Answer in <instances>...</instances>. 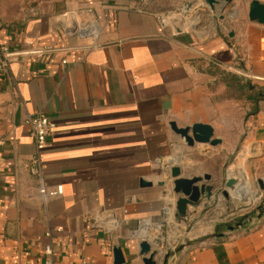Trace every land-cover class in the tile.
<instances>
[{"label":"crops","instance_id":"0c3cea01","mask_svg":"<svg viewBox=\"0 0 264 264\" xmlns=\"http://www.w3.org/2000/svg\"><path fill=\"white\" fill-rule=\"evenodd\" d=\"M188 1L192 27L162 21ZM216 1L0 0V44L14 52L0 76V264H44L51 243L54 264H115L116 247L124 264H145L138 219L162 221L167 205L178 216L172 167L186 176L171 123L211 125L222 150L243 139L264 163V98L253 100L264 94V25L249 18L264 0ZM35 112L56 124L43 176L64 193L47 205L28 169ZM113 215L120 227L93 226ZM219 233L166 264H264V213Z\"/></svg>","mask_w":264,"mask_h":264},{"label":"rangeland","instance_id":"374dc122","mask_svg":"<svg viewBox=\"0 0 264 264\" xmlns=\"http://www.w3.org/2000/svg\"><path fill=\"white\" fill-rule=\"evenodd\" d=\"M153 1L160 2L162 0ZM160 4H158L159 7ZM182 5V7L185 5L195 6V3L188 1L183 2ZM151 7L153 10L159 11L156 6ZM181 9L171 8L169 10L171 14L167 15V18H173L175 13H179ZM170 26L173 25L170 24ZM222 146L224 145L189 147L183 140L177 144L173 156H179L182 159L180 166L184 167L185 175L191 178L203 176L206 173L211 174L210 184L214 189L211 199L205 206H201L198 212L191 215V221L183 225L184 228L180 229V234L175 230H168L170 239L166 235L162 243V248L167 256H172L181 248L188 247L193 243L198 245L207 237H216L219 233L218 227H222L221 229L224 231L227 226L235 224L243 217L247 218L254 212L257 215L259 209H264V198L253 203L254 198L251 196L252 191L262 192L264 195V189L262 190L259 183V180H262L264 186V163L259 159H254V155H257L252 152L251 145H248L246 141L244 143L243 139L232 153L230 150H222ZM176 165L178 166V164ZM230 178L235 179L236 183L232 187H227L226 183ZM202 245L204 244L202 243Z\"/></svg>","mask_w":264,"mask_h":264},{"label":"built area","instance_id":"2783aa9c","mask_svg":"<svg viewBox=\"0 0 264 264\" xmlns=\"http://www.w3.org/2000/svg\"><path fill=\"white\" fill-rule=\"evenodd\" d=\"M195 10L196 8L194 6L185 5L184 7H182L179 13H175L174 17L171 18L172 20L167 18L168 17L167 15L171 14L169 13L163 16L162 21L168 24L169 20H171L172 23L169 24L173 25L172 27L175 30L184 28V26L187 25V23H189V27H192L194 24L193 14L196 12ZM91 12L92 11H89V13ZM97 33H98V27H96V29L93 30L92 36H96ZM13 54L14 52L12 51V48L9 45L0 44V76L7 73L10 70L11 57ZM26 123L30 127L31 136L34 140L36 147V154L33 156L32 160L30 161L28 169L33 175L38 176L39 195L44 205H47L51 199L60 197L64 193L63 186L61 185L49 189L45 183L43 176L42 151L47 143L48 138L56 129V124L53 121H51L47 115L40 112L28 114L26 118ZM1 144H3V142H1ZM170 160H171L170 162L173 164V157H171ZM251 196L252 198H254L253 203L260 201L264 198L263 193L258 191L256 192L252 191ZM210 199L211 198H209L208 200ZM208 200L202 198L200 204L193 207V210L191 212L187 211V214L184 217H178L175 213V207L172 205H167L164 208V215L162 221L156 222L154 219L150 217H143L138 219V234L141 237L142 241H147L151 245L152 249L157 250L158 253L156 257L157 258L159 257V259H156L155 257V261L157 264L163 262V260L167 256V253L162 248L163 245L162 243L164 242L166 235L167 238L170 239L169 237L170 232H168V230L169 229L175 230V232L179 233L180 229L184 228L183 225H186L187 222L191 221L192 219V218L190 219L191 215L193 213L198 212L201 206H205ZM124 214H127V210H124ZM123 221H124L123 218L122 220H119L117 216L114 215L112 221L110 220L105 221L103 220V218L98 216L94 218L93 226H95L97 230H106L109 227H113V228L120 227ZM47 237L49 238L52 237L51 231H48ZM186 248L187 247L185 246L184 248H181V250H184ZM177 253H175L173 256H175ZM44 255L46 256V260L44 261V264H54V258H53L54 253H53L52 243L45 247ZM171 257L172 256L170 255L168 256L169 259ZM172 259H174V257H172ZM83 264H88V262L84 261Z\"/></svg>","mask_w":264,"mask_h":264},{"label":"water","instance_id":"95a60500","mask_svg":"<svg viewBox=\"0 0 264 264\" xmlns=\"http://www.w3.org/2000/svg\"><path fill=\"white\" fill-rule=\"evenodd\" d=\"M232 0H224V2H231ZM206 2L215 9V4H222L221 1L216 0H206ZM249 18L253 22H258L264 25V3L258 1H252L250 4ZM171 127L175 134L189 147H194L196 145H210L211 147H218L222 145L223 141L215 136L214 128L208 124H194L191 127L179 128L175 123H171ZM171 178L173 184V192L180 196L177 201L176 208L178 211V216L184 217L187 214L189 205L199 204L204 196L211 197L214 187L210 184L212 181V175L206 173L203 176L186 177L182 173V169L178 166H174L171 169ZM236 183L235 179L230 178L226 183L227 187H232ZM262 190L264 189L263 182L259 180ZM141 185L143 187L152 186L151 183L142 181ZM163 186L164 183H159ZM225 194H227L225 192ZM264 213V209L261 210L260 214ZM249 218H244L239 220L234 225H229L226 227L227 231H234L235 229L242 227L245 220ZM223 233H219V237L223 236ZM140 255L143 256L145 264H157L155 257L157 256V250H153L151 245L147 241H142L139 245ZM115 264H124V256L122 250L119 247L114 249ZM168 256L165 257V264L167 262Z\"/></svg>","mask_w":264,"mask_h":264},{"label":"trees","instance_id":"16d2710c","mask_svg":"<svg viewBox=\"0 0 264 264\" xmlns=\"http://www.w3.org/2000/svg\"><path fill=\"white\" fill-rule=\"evenodd\" d=\"M246 88L248 89V86H246ZM249 90V89H248ZM254 93V92H253ZM254 97H253V100L256 102V101H259V100H261V98L263 99L264 98V94L262 93V95H260V93H257V94H254L253 95ZM260 212H261V210L259 209V211L257 212V215L258 214H260ZM256 215V213L254 212V213H252L251 215H249V217L248 218H251V217H255V216H257ZM219 228V232H222L223 230L221 229L222 227H218ZM225 230V229H224ZM217 240H221V239H219V238H217Z\"/></svg>","mask_w":264,"mask_h":264},{"label":"bare ground","instance_id":"6f19581e","mask_svg":"<svg viewBox=\"0 0 264 264\" xmlns=\"http://www.w3.org/2000/svg\"><path fill=\"white\" fill-rule=\"evenodd\" d=\"M171 20H172V19H171ZM171 20H169V23H172ZM232 175H233V174H232ZM234 175H235V174H234ZM234 175H233V176H234ZM155 233H156V232H155ZM155 233H154V234H155ZM155 235H156V234H155ZM155 235H154V236H155ZM152 243H153V241H152Z\"/></svg>","mask_w":264,"mask_h":264}]
</instances>
